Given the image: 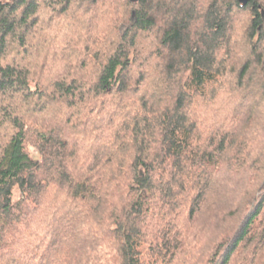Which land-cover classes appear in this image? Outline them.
<instances>
[{
    "label": "trees",
    "instance_id": "1",
    "mask_svg": "<svg viewBox=\"0 0 264 264\" xmlns=\"http://www.w3.org/2000/svg\"><path fill=\"white\" fill-rule=\"evenodd\" d=\"M0 264H264V0H0Z\"/></svg>",
    "mask_w": 264,
    "mask_h": 264
},
{
    "label": "water",
    "instance_id": "2",
    "mask_svg": "<svg viewBox=\"0 0 264 264\" xmlns=\"http://www.w3.org/2000/svg\"><path fill=\"white\" fill-rule=\"evenodd\" d=\"M249 1H250V0H238V2H239L240 4H243V5L247 4ZM262 14H263V13H262Z\"/></svg>",
    "mask_w": 264,
    "mask_h": 264
}]
</instances>
